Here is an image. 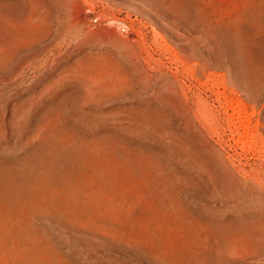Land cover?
I'll list each match as a JSON object with an SVG mask.
<instances>
[{"label":"rangeland","instance_id":"obj_1","mask_svg":"<svg viewBox=\"0 0 264 264\" xmlns=\"http://www.w3.org/2000/svg\"><path fill=\"white\" fill-rule=\"evenodd\" d=\"M0 264H264V0H0Z\"/></svg>","mask_w":264,"mask_h":264},{"label":"built area","instance_id":"obj_2","mask_svg":"<svg viewBox=\"0 0 264 264\" xmlns=\"http://www.w3.org/2000/svg\"><path fill=\"white\" fill-rule=\"evenodd\" d=\"M91 23L92 24H96L97 23V19H92Z\"/></svg>","mask_w":264,"mask_h":264}]
</instances>
